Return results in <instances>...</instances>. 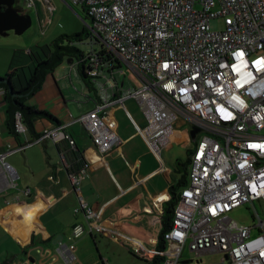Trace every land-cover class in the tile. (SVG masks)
<instances>
[{"label": "built area", "instance_id": "2783aa9c", "mask_svg": "<svg viewBox=\"0 0 264 264\" xmlns=\"http://www.w3.org/2000/svg\"><path fill=\"white\" fill-rule=\"evenodd\" d=\"M46 1L53 14L55 6ZM70 1L87 10L90 44L103 48L92 49L86 58L87 72L99 84V101L93 110L45 128L33 140L17 112L16 129L25 140L0 152V162L11 173L8 185L16 186V174L7 155L46 140L74 147L76 141L67 131L72 123L84 124L103 153L119 145L118 122L109 108L135 98L157 124L156 132L146 138L158 156L153 141L165 136L168 123L182 117L197 129L189 179L164 233V247L158 248V239L157 247L144 255L163 257L155 264H179L188 245L200 257L198 262L203 254L223 252L216 264H264V219L256 207L259 202L264 208V0ZM28 5L35 1L28 0ZM219 17L223 28L214 30L211 20ZM119 62L133 67L145 83L110 93L98 79L105 76L103 67ZM5 93L0 87V101ZM88 168L85 163L80 172ZM82 175L72 172L69 177L79 197L75 213L88 219L89 228L75 224L70 240L104 229L98 223L102 210L90 206L82 194ZM23 192L29 195L30 189ZM248 203L255 210L252 225H239L228 216ZM58 245L56 255L67 264L75 262L74 246L62 241ZM36 249L41 255L52 253L42 246Z\"/></svg>", "mask_w": 264, "mask_h": 264}, {"label": "crops", "instance_id": "0c3cea01", "mask_svg": "<svg viewBox=\"0 0 264 264\" xmlns=\"http://www.w3.org/2000/svg\"><path fill=\"white\" fill-rule=\"evenodd\" d=\"M34 1L37 6L38 1ZM44 5L47 7L46 0ZM78 6L87 15V10L82 5ZM67 10L70 16L77 19L75 12ZM75 10L80 12V9ZM45 11L44 16V12L40 14L36 7L37 26L41 35H47L45 41H48L49 38H56V25L49 27L54 22L50 16L55 10L53 14L48 7ZM26 13L31 15L33 25L36 19L32 11ZM12 32L0 34V53L4 50L11 61L8 72L12 70L14 60L19 67H25V72H29L34 66V57L42 53L40 46L53 40L38 43L34 30L29 33L28 40L14 44L10 37ZM123 64L136 73L127 78L128 82L123 74ZM102 70L105 76L98 81L105 84L110 93L118 94V88L140 87L145 83L144 78L124 62L112 68L103 67ZM6 74L0 68V77ZM94 86L82 79L77 60L68 59L46 76L41 89L28 98V103L49 111L57 119L53 120L57 124L69 122L96 107L99 84L95 82ZM5 106L4 100H1L0 152L17 148L25 140L23 136L18 140L10 132ZM109 111L118 121L121 143L108 152L97 149L85 125L75 122L67 127L76 141L73 148L67 141L55 143L46 140L6 156V162L16 174V186L8 185L7 178L11 173L0 162V263L14 257L9 262L13 264L21 257L20 253L26 254L27 251L25 259L28 264H67L53 250V239L59 235H63L62 242L65 236L69 239L72 227L78 223L87 230L89 228L88 219L82 213H75L79 197L69 177L72 172L83 174L81 189L84 198L90 206L102 210L98 223L104 229H94L84 235H89L90 241H95L97 234L107 236L134 251L136 246H142L143 257L151 259L144 253L157 247L156 241L172 192L179 193L184 187L183 181L189 179L190 152L195 142L192 128L182 117L168 123L165 136L153 141V146L159 149L158 156L146 138L147 133L156 132L157 124L147 117L138 100L127 98L123 105L111 106ZM55 125L45 118L35 119L36 130L40 133ZM85 163L89 164V168L81 173ZM52 175L54 180L50 179ZM27 188L30 189L29 195L23 192ZM38 239L49 244L44 248L52 250V253L46 251L41 255L36 249L39 244L35 246ZM28 246L31 248L27 249ZM34 252L38 253L37 258L33 256ZM102 261L103 264L108 263L103 258Z\"/></svg>", "mask_w": 264, "mask_h": 264}, {"label": "rangeland", "instance_id": "374dc122", "mask_svg": "<svg viewBox=\"0 0 264 264\" xmlns=\"http://www.w3.org/2000/svg\"><path fill=\"white\" fill-rule=\"evenodd\" d=\"M36 2H37V6L34 5L30 7L28 5V0H19L20 8L22 9V11L23 10L26 12L29 11L30 13L32 11L36 19V22H34V24L31 25L22 34H16L15 32H12V34H10L11 35L10 37L11 39L14 40V44L15 42L21 43L23 42L24 39L28 40L29 33H31L34 30H36V37L39 41L38 43H42V44L46 42L50 43L52 42V40H54V38L51 39L49 38L48 41H45L47 40V35L46 36L41 35L39 31V28L37 26L38 22L36 17V13H37L36 7L40 14L44 12V16L46 13L45 8L47 9V7L46 5H44V0H36ZM50 3L55 5V12L53 15L50 16L51 18H53L54 22L53 24H50L49 27H51V25L52 27L56 25V37L62 34H66V35L73 34V32H76L77 30H82L84 26H86L89 29L91 19L89 18V16H87L88 14L86 15L84 12L81 11L82 10L81 6L73 5L70 0H50ZM67 8L69 9V11H72L73 13L75 12L74 14L76 15L77 19L70 16L71 14H69ZM75 9H80V12H77ZM211 27L214 30H221L223 28L222 18L219 17L212 19ZM92 45L90 44V40L88 38H84V41L78 43V46L85 53H90L92 49L96 51H100L101 45L99 43L96 44L92 43ZM13 48H15V45ZM16 62H17L16 60L13 61L12 63L13 67L18 66V63ZM0 68L2 69L4 75L11 68L10 58L6 57L4 50L3 52L0 53ZM123 68H124L123 74L125 73L124 74L125 80L126 82H128L129 77L135 76L136 73L126 64H123ZM146 125H147V121H146ZM260 133L264 134V129ZM256 207L258 208L262 218L264 219V208L260 205L259 202H256ZM254 212L255 210L253 205L251 203H248L233 209L231 212H229L228 216L234 219L239 225H252L254 223V219H253ZM45 220L47 222L46 218ZM88 237L90 236L84 235L79 239L70 240L67 239L68 238L67 236H65L63 243H66L68 245H73L75 247L74 254L76 255V260L72 264H103L102 258L108 262L107 264H148L147 261L148 258H144L141 252L138 251L135 252L134 249H130L124 246L122 243L114 241L107 236H102L100 234H97L95 237L96 239L95 241L94 240L90 241ZM37 244H39L42 247H46L49 245L42 239H38ZM75 244H77V246ZM52 246L54 247L53 248L54 250L57 249L59 245L57 244ZM29 248H31V246L27 247V249ZM20 251L22 252L21 247H20ZM20 255L21 257L15 260L13 264H28L25 259L27 258L28 254L20 253ZM33 256L37 258L38 253L34 252ZM223 257H224L223 252L206 253L201 256L203 261L198 262L197 260L200 257L196 255V252L190 251L187 245L184 249V253L181 258V262L179 264H216V263H220ZM23 260L25 261L22 263ZM32 264H36V263H32Z\"/></svg>", "mask_w": 264, "mask_h": 264}, {"label": "trees", "instance_id": "16d2710c", "mask_svg": "<svg viewBox=\"0 0 264 264\" xmlns=\"http://www.w3.org/2000/svg\"><path fill=\"white\" fill-rule=\"evenodd\" d=\"M84 38H88L89 40L92 39V34H91V32L89 31V29L86 26H84L82 30L77 31V32H75L73 34H67V35L66 34H62V35H59L50 44L41 45V46L37 45L38 47L40 46V50L42 51V53L37 55L36 57H34L35 62H34V66H33L32 70H29V72H25V67L15 66V67H13V69L10 72H8L6 74V77H8L11 80V82H12L13 93L14 94H19L23 90L29 89L35 83L37 75H38L40 69L55 55V49H54V43L55 42H57V47L58 48H62V47L63 48H73L79 54L74 53V52L59 51L56 54L57 60L53 64H51L47 69H45V71L43 72L41 80H40V83H39L38 88H37V90L35 92H37L38 90L41 89L46 76L49 73L53 72L59 65H61L65 60H68V59H70L72 61L77 60V63L79 64L80 75H81L82 79H84L87 83L91 84L92 87H95L94 86V82L92 80V77L89 75V73L87 72V68H86V65H87V62H88V59H86V58H87V54L88 53H85L78 46V43L84 41ZM101 50H103V48H101ZM15 78H17L18 80L16 81ZM18 81H19V86H17ZM0 87L5 88V90H6V93L4 95L3 100H4V103L6 105L5 107H6V116H7V126L9 128L10 132L12 133V127H11V121H10V96H9V92H8V89H7L6 86L0 85ZM30 96L23 97V98H16V100L23 107H25L27 110H29V111H31L33 113H43L45 115H48L52 120H57L54 117V115H52L49 111L43 110V109H38L34 105L29 104L28 103V98ZM17 112H20L21 115H22V121L27 127V132H28L29 138L32 139V140L36 139L32 135V133H31V131H30L28 125H27V122H26V120L24 118V115H23L22 111L20 109H16L15 110V116H14V131L16 133V137L18 138V140L20 139V137L22 135L16 129V113ZM36 118H42V117H40V116H32L31 119H30V125H31L32 130L39 137L41 135V133L36 130V126H35V119ZM58 124H60V122H58ZM70 147H72V146L70 145ZM184 178H186V176ZM182 184L184 186L187 184L186 179H185V181H183ZM179 193L176 192V191L172 192V196H171L170 200L168 201L167 207L165 208V214H164L163 219H162V229H161V232H160V235H159V241H158V248H160V249H162L164 247V233H165V231H167L171 227L172 216H173V213H174L175 205L177 204ZM162 260H163V257H161V256H155V257H153L150 260L147 259L148 264H155V263L160 262ZM4 262L5 261H2L0 264H2Z\"/></svg>", "mask_w": 264, "mask_h": 264}, {"label": "water", "instance_id": "95a60500", "mask_svg": "<svg viewBox=\"0 0 264 264\" xmlns=\"http://www.w3.org/2000/svg\"><path fill=\"white\" fill-rule=\"evenodd\" d=\"M2 3H5V2H0V34L7 35L10 31H14L16 34L24 33L32 24L31 15L29 13H26L24 10L22 11L21 8L12 6L13 0H11V2H9V3H6L8 8H6L5 10H3L1 7ZM54 49H55V55L40 69L35 83L29 89L23 90L19 94H14L11 80L6 76L0 77V85L6 86L8 89V92H9V96H10V121H11L12 133L15 136H16V133L14 131V116H15V110L16 109H20L22 111L24 118L27 122V125H28L32 135L35 138H37L38 136L32 130L31 125H30V119L32 116H40V117L45 118V119L49 120L50 122L58 125L48 115H45L43 113H33V112L27 110L25 107H23L16 100V98H23V97L30 96L37 90L43 72L45 71V69H47L51 64H53L57 60L56 54L59 51L74 52V53L79 54L73 48H63V47L58 48L57 42L54 43ZM110 120L113 121L112 119H110ZM196 131H197L196 128L191 130V135L194 139L196 138ZM62 238H63V235L57 236L55 239H53V244L54 245L60 244L62 241ZM27 253L28 252H26V254ZM13 258H10L9 260L5 261L2 264H8Z\"/></svg>", "mask_w": 264, "mask_h": 264}, {"label": "flooded vegetation", "instance_id": "af4514ba", "mask_svg": "<svg viewBox=\"0 0 264 264\" xmlns=\"http://www.w3.org/2000/svg\"><path fill=\"white\" fill-rule=\"evenodd\" d=\"M0 2H5V3L1 4L2 9L5 10L6 8H8L6 3L11 2V0H0ZM12 6L20 8L19 0H13ZM36 245H38V244H35V246ZM38 246H40V245H38Z\"/></svg>", "mask_w": 264, "mask_h": 264}]
</instances>
